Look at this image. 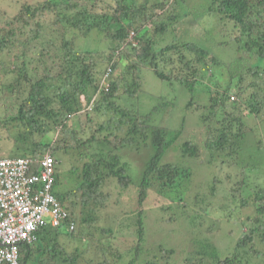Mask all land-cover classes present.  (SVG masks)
Masks as SVG:
<instances>
[{
    "label": "trees",
    "instance_id": "obj_1",
    "mask_svg": "<svg viewBox=\"0 0 264 264\" xmlns=\"http://www.w3.org/2000/svg\"><path fill=\"white\" fill-rule=\"evenodd\" d=\"M20 1H15L18 7L14 6L13 12H17L11 16L0 2V60L9 59L0 61V73L12 75L1 91L12 93L18 107L15 115L0 116V127L8 129L11 135L12 131H17V140L25 143L24 146L21 144L22 154L14 157L37 158L49 153L55 158L58 153H71L77 157V162L88 158L82 164L80 173L72 165L70 187L59 189L64 184L56 173L51 193L66 211V222L57 228L44 226L37 229L33 234V243L20 246V262L31 264L36 260L38 264H55L54 254L59 255L60 251L69 255L68 262L71 264H111L110 260L118 262L122 259L111 241L98 239L91 244L96 246L93 250L86 242L82 249L75 247L68 253L60 237L88 239L89 228L93 227L104 237L111 238V230L107 227L95 228L97 216L106 208L108 201V195L102 188L113 178L120 189L130 186L126 163L118 152L138 145L140 139L145 146L150 144L152 154L144 164L137 187L139 211L133 226L136 228L138 249L135 250V244L129 262L137 264L145 234L143 208L149 191L154 190L158 195L172 200L169 191L176 192L185 186L191 172L175 164L162 163L165 154L180 137L183 124L178 129L152 125L150 119L155 108L146 115L134 114L128 109L116 107V98L121 97L120 93L131 97L137 95L142 84L140 71L148 69L163 83L179 82L191 95L188 105L191 106L194 90L206 78L207 71L215 65V61L203 49L188 43L180 45L194 52L195 60L189 59L176 46L156 49L157 36L165 33L170 24L177 20L175 16H168L174 12L177 0H155L154 4H150L151 0H38L36 7ZM209 10L232 22L238 33L236 38L244 42L242 48L245 52L264 60V0H210ZM159 11L163 14H159ZM50 16L52 20H48ZM164 17L169 23L163 21ZM159 20L162 22L156 23ZM45 23L62 26L59 50L50 41L36 40L43 34ZM93 32L103 34L108 42L106 50L84 51L77 47V37L86 38ZM69 34L71 36L68 37ZM50 48L54 55H48V60H45ZM174 55L178 56V63L182 66L180 70L173 65ZM120 66H124V69L115 79H111ZM108 68L112 74L109 89L105 92L100 83ZM253 73L261 77L259 72ZM247 90H251L250 93ZM208 101L209 104L203 106L208 111L202 119L206 136L203 147L213 153L236 154L247 132L245 115L256 118L263 115L264 119V80L256 79L246 88L242 78L231 79L228 87L217 91V95L210 96ZM92 111L109 118L101 125L95 124ZM243 111L244 116L236 114ZM80 113L86 115V120L85 125L79 124L77 129L73 117ZM92 121L95 126L98 125L97 134L91 135L89 140H81L82 129L84 132V129H91ZM128 122L126 138L121 139L114 130H122V126ZM102 132L107 135L99 140ZM147 141L148 144L145 143ZM96 142L100 147L96 148L97 152L91 153V146ZM181 154L183 157L197 158L200 147L192 141H185ZM0 157L4 156L0 154ZM215 183L216 177H213L210 181L212 194L215 193ZM243 187L251 193L247 200L242 201L241 208H254L252 215L247 216L242 224L250 231H240L232 251L226 256H219L216 248L206 241L201 244L197 254L200 258H186L184 264H251L254 256L260 258L264 255L253 246L254 236L261 235L264 239V176L253 180L240 178L232 194H238ZM184 190L187 191V199L190 189L186 187ZM183 199L182 195L177 204L187 207L188 202ZM198 199L201 203L202 200ZM70 224L75 225L73 230L69 229ZM79 228L82 232L77 233ZM159 250L166 255L173 253L171 249L165 251L163 246L158 247ZM96 254L100 260L87 261L84 258ZM205 257L212 262H205Z\"/></svg>",
    "mask_w": 264,
    "mask_h": 264
},
{
    "label": "rangeland",
    "instance_id": "obj_2",
    "mask_svg": "<svg viewBox=\"0 0 264 264\" xmlns=\"http://www.w3.org/2000/svg\"><path fill=\"white\" fill-rule=\"evenodd\" d=\"M15 1L0 0L1 7L9 16L17 12H13V7H18ZM21 1L28 2L34 7H36L35 4L39 3L38 0ZM159 1L162 2V0ZM154 2L155 0H151L150 4H154ZM209 7L210 0H177L174 12L166 13L171 18L175 16L177 20L170 24L165 33L158 35L156 38V49L165 46H176L189 59L195 60L196 54L180 45L188 43L203 49L214 59L215 65L211 66V69L206 73V78L194 90L193 104L188 106L191 95L179 82L163 83L148 69H141L140 71L142 84L137 91V95L131 97L120 93L121 97L116 98L115 101L116 107L128 109L134 114L146 115L155 108L150 119L152 125L178 129L183 124L180 137L165 154L162 163L175 164L187 168L191 172L190 180L185 186L176 192L175 190L169 191L172 200L167 196L158 195L154 190L149 191L143 208L145 234L139 248L140 254L137 264L140 262L184 264L186 258H200L197 254L201 250V244L206 241L216 248L219 256L224 257L232 251L235 239L240 231L246 230L247 233L250 231L246 227L243 228L242 224L245 223L247 216L252 215L254 208L249 207L244 210L241 205L243 200L248 199L251 191L243 187L238 194L233 195L232 189L235 188L242 177L253 180L264 176L263 115L259 118L245 115V118L247 117V123L245 122L247 132L240 141L236 154L213 153L203 147L206 136L202 119L208 112L203 106L209 104L208 99L210 96L213 97L217 95V91L221 92L228 87L231 79L242 78L246 88L248 83H252L256 79L257 81H263L264 60L245 52L242 48L244 42L236 38L238 33L232 22L220 18L216 13L210 11ZM161 13L163 14L159 11V14ZM48 20H52L51 16L48 17ZM163 21H167V17H164ZM161 22L159 20L156 23ZM62 29V26H52L45 23L43 34L36 40H40L39 42L50 41L56 50H59ZM68 33H71V31ZM102 35L93 32L86 38L77 37V47L84 51L106 50L108 42ZM69 36L71 35L69 34ZM55 52L59 54L58 51ZM48 55H54L51 48L44 57L45 60H48ZM177 57V55L173 56V65L177 67V70H180L182 66L178 63ZM8 60L4 58L0 61L6 62ZM119 69L111 79H115L120 71L124 69V66H120ZM246 72L247 74H245ZM253 72H259L261 77L254 76ZM175 73L176 71L173 70V74ZM243 75L245 76L242 77ZM11 77V74L6 76L3 72L0 73L1 117L13 116L17 112L18 107L15 96L7 90L1 91L3 84L11 80ZM250 91L247 90V93H250ZM81 113L73 117L74 126L77 129H79V124L85 125L86 115ZM242 113L244 114V111L236 112L237 115H243ZM91 117L94 123L98 125L105 123L109 118V116H103L94 111L91 112ZM93 121L90 124L91 129H84L86 132L82 129L81 140H89L91 135L97 134L98 125L95 126ZM128 127L129 122L122 126V130H114V133L119 138L124 139ZM16 132L12 131L13 134L11 135L8 129H1L0 127V154L4 157H14L22 154L21 146L25 143L17 140ZM106 135V132H102L99 140H103ZM111 140L112 138L109 139V141ZM139 141L138 145L127 147L118 152L122 161L126 163V172L131 179L130 186L126 189H120L113 178L109 179V183H106V186L102 188L105 195H108V201L106 202V208L97 216L98 221L95 228L107 227L106 229L111 230V238L104 237L100 231L96 232L93 227L89 228L88 239L60 237V242L67 248L68 253L73 251L75 247L82 249L85 247L86 242L90 247L93 242L101 239L102 241H111L120 253L119 255L122 256V259L118 262L110 260L111 264H129L131 261V250L135 244V250L138 249L136 228L133 226L136 214L139 211L137 187L144 164L152 154L150 144L145 146L142 140L139 139ZM185 141H192L200 147V155L197 158L182 156L181 148ZM256 142L261 143V145ZM145 143L148 144V141ZM97 147H100L97 142L93 143L91 153L97 152ZM106 148L108 147L106 146ZM87 156L90 158L89 154ZM55 158L57 160L56 169L58 170H56V173L64 184L59 189H65L64 186L70 187L72 185V181L69 182L71 180L70 169L72 165L77 167L80 173L82 164L88 160V158H85L83 162H77V157H74L71 153H58ZM213 177H216L214 194H212L210 188V181ZM186 187L190 189L187 199V191L184 190ZM182 195L184 202L185 199L188 202L187 207L177 204ZM197 198L201 199L202 202H198ZM175 199L176 202H173ZM75 215L77 216V212H75ZM80 232L82 231L79 228L77 233ZM254 240V248L260 253H264V239L261 235L256 238L254 236ZM162 246L165 251L171 249L173 253L166 255V253H161L160 250L158 252V247ZM94 247L96 246H91L90 250H93ZM97 247L99 249L98 245ZM59 253V255L58 253L54 254L55 264H71L68 262L69 255L66 252L60 251ZM256 257L254 256L253 262H250L251 264H264L262 262L264 255L260 258ZM84 258L87 261L101 259L98 258V254L86 255ZM204 259L205 262H212L208 257Z\"/></svg>",
    "mask_w": 264,
    "mask_h": 264
},
{
    "label": "built area",
    "instance_id": "obj_3",
    "mask_svg": "<svg viewBox=\"0 0 264 264\" xmlns=\"http://www.w3.org/2000/svg\"><path fill=\"white\" fill-rule=\"evenodd\" d=\"M111 74L108 68L103 75L105 92ZM55 175L56 160L49 153L37 158L0 157V264H22L19 248L33 243L37 229L65 224L67 213L51 193Z\"/></svg>",
    "mask_w": 264,
    "mask_h": 264
},
{
    "label": "crops",
    "instance_id": "obj_4",
    "mask_svg": "<svg viewBox=\"0 0 264 264\" xmlns=\"http://www.w3.org/2000/svg\"><path fill=\"white\" fill-rule=\"evenodd\" d=\"M2 155V154H1ZM3 158H11V157H3ZM33 260V259H32ZM31 260V261H32ZM34 261V263H31V264H38V261L36 262V260H33Z\"/></svg>",
    "mask_w": 264,
    "mask_h": 264
},
{
    "label": "clouds",
    "instance_id": "obj_5",
    "mask_svg": "<svg viewBox=\"0 0 264 264\" xmlns=\"http://www.w3.org/2000/svg\"><path fill=\"white\" fill-rule=\"evenodd\" d=\"M102 78H103V76L101 77V82H102ZM100 86H101V83H100ZM12 158V157H11Z\"/></svg>",
    "mask_w": 264,
    "mask_h": 264
}]
</instances>
